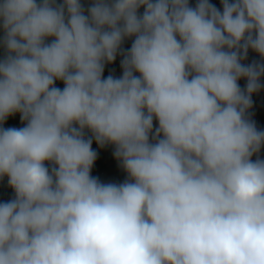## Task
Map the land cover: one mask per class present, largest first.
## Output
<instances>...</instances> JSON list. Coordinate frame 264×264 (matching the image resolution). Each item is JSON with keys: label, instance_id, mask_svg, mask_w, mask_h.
I'll use <instances>...</instances> for the list:
<instances>
[{"label": "clouds", "instance_id": "1", "mask_svg": "<svg viewBox=\"0 0 264 264\" xmlns=\"http://www.w3.org/2000/svg\"><path fill=\"white\" fill-rule=\"evenodd\" d=\"M221 3L2 0L0 122L27 125L0 128V264H264V0ZM85 129L127 180L90 175Z\"/></svg>", "mask_w": 264, "mask_h": 264}, {"label": "crops", "instance_id": "2", "mask_svg": "<svg viewBox=\"0 0 264 264\" xmlns=\"http://www.w3.org/2000/svg\"><path fill=\"white\" fill-rule=\"evenodd\" d=\"M2 3V0L0 1ZM41 0H37V3H40ZM230 2H232V0H230ZM57 4L63 3V0H56ZM93 0H81V4L85 9V14H87V9L92 5ZM198 3V0H192L191 1V7L195 8L196 4ZM209 3L215 5V7L220 10L221 12L223 11V6L221 3V0H209ZM144 12L143 6H141L138 9V15H142ZM3 38H4V29H3V22L2 19H0V61H2L5 56H6V49L4 47L3 44ZM131 38L132 42L128 39ZM52 39H54L53 37H49L46 38L45 43H50L52 41ZM127 39L129 40V43L127 41ZM135 37H126L121 45V48L123 50H128L131 48L132 43L134 42ZM122 55L118 52L116 59L111 62H105V66H104V72L102 75V78H107L109 75L113 76L114 78H120L123 75V72L118 70V66H117V62L119 60V58ZM253 60L255 61H261L258 57H257V53L255 51H253L252 49L248 50V55H247V59L242 60L241 63L242 64H249L251 63ZM134 75L139 76V73H134ZM263 78V79H262ZM261 83L264 84V76H262L261 78ZM241 86H243L245 88L247 80L246 78H241L239 81ZM55 87L60 88L61 90L64 87V83L63 81L57 80L54 83ZM264 88V87H262ZM261 88V89H262ZM253 101V106L251 109H249L250 111V119L253 120L257 126V128L260 130L262 128H264V113L260 112L257 108H255V99L252 100ZM21 114L19 112L14 113L9 115L3 122H0V128H22L25 127L27 125V121H22L20 119ZM85 134H87V131L85 130ZM151 135L150 134V142H152L151 140ZM257 156H259V158L264 159V145H262L260 152L257 154H254L251 159L254 161L257 159ZM108 157L105 154H100L98 157V165L100 166H107L108 162ZM111 157V156H110ZM46 167L49 168V170L53 167H57L53 162H49V161H45ZM96 164V162H94L93 167L91 169L92 173H96L95 171L98 170L99 168L97 167L98 165ZM102 172V171H101ZM91 173V174H92ZM126 173V171L124 169H122L121 171H115V173L113 174H107L103 172V176H101V178H103L105 183H116V184H120L123 183L125 180L128 179V174H123ZM100 177V176H99ZM110 177V178H109ZM7 176H3L0 177V203L3 202H7L11 199L15 198V191L14 189H12L9 184H8V179H6Z\"/></svg>", "mask_w": 264, "mask_h": 264}, {"label": "trees", "instance_id": "3", "mask_svg": "<svg viewBox=\"0 0 264 264\" xmlns=\"http://www.w3.org/2000/svg\"><path fill=\"white\" fill-rule=\"evenodd\" d=\"M144 9V7H143ZM131 42H132V39L131 38H128ZM127 39L128 43H129V40ZM123 59V57L121 56L117 62V66H118V70L122 71L123 72V68L121 67V60ZM264 62V58L260 59ZM239 86L241 87V89H244L243 86L240 85V83L238 82ZM257 92L256 93H253L252 95V100L255 99V108H258V104H257ZM264 113V112H263ZM248 115H250V111L248 110ZM158 121L155 119V117L153 118V133L155 132V129L158 127ZM87 131V134H85V138H92V133L90 130L88 129H85ZM261 130V129H260ZM161 138H162V134H161ZM92 148L94 151L97 152V158L95 160L96 164L98 163V157L100 154H105L108 157V160H107V166L105 165L104 167L103 166H100L98 165L97 167L99 168L98 170L99 171H102L104 173H107V174H113L115 173V171H121L123 168L121 166V162L118 161L116 159V157L114 156V151H115V145L113 144H105L103 147H101L94 138H92ZM111 156V157H110ZM52 169V168H51ZM50 169V171H51ZM123 174H126V173H123ZM91 176L93 177H97L100 182L102 183H105L103 178L99 177L96 173H92Z\"/></svg>", "mask_w": 264, "mask_h": 264}, {"label": "built area", "instance_id": "4", "mask_svg": "<svg viewBox=\"0 0 264 264\" xmlns=\"http://www.w3.org/2000/svg\"><path fill=\"white\" fill-rule=\"evenodd\" d=\"M1 1V0H0ZM191 1L192 0H189V6L191 7ZM1 3V2H0ZM257 57L259 58V59H262V57L257 53ZM257 104H258V108H259V111L260 112H264V88H262V89H260L258 92H257ZM261 130H264V128H262ZM45 166H46V164H45ZM96 172V174L98 175V176H103V172H101V171H99V170H96L95 171ZM92 173V172H91ZM91 173H90V175H91ZM6 179H8V177L6 178Z\"/></svg>", "mask_w": 264, "mask_h": 264}, {"label": "rangeland", "instance_id": "5", "mask_svg": "<svg viewBox=\"0 0 264 264\" xmlns=\"http://www.w3.org/2000/svg\"><path fill=\"white\" fill-rule=\"evenodd\" d=\"M263 79V78H262ZM110 178V177H109Z\"/></svg>", "mask_w": 264, "mask_h": 264}]
</instances>
